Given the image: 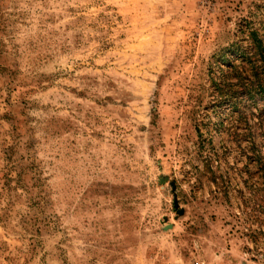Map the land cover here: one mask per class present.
<instances>
[{"label": "rangeland", "instance_id": "374dc122", "mask_svg": "<svg viewBox=\"0 0 264 264\" xmlns=\"http://www.w3.org/2000/svg\"><path fill=\"white\" fill-rule=\"evenodd\" d=\"M249 28L264 0H0V264H264V101L213 86Z\"/></svg>", "mask_w": 264, "mask_h": 264}, {"label": "trees", "instance_id": "16d2710c", "mask_svg": "<svg viewBox=\"0 0 264 264\" xmlns=\"http://www.w3.org/2000/svg\"><path fill=\"white\" fill-rule=\"evenodd\" d=\"M248 39L251 48L249 51L242 50L236 44L230 47L232 53L236 57L238 56L237 61L239 63L226 62L227 70L222 72L221 83L213 84L220 98V103L228 105L231 110H236L239 113H243V110L239 108L238 101L244 102L245 105L254 103L257 98L264 101V37L256 30L249 28ZM260 165L262 167V164ZM260 173L264 178V165ZM245 208L248 207L245 206ZM256 208L257 210L253 208L251 210L254 216L264 215L263 206L257 204Z\"/></svg>", "mask_w": 264, "mask_h": 264}, {"label": "built area", "instance_id": "2783aa9c", "mask_svg": "<svg viewBox=\"0 0 264 264\" xmlns=\"http://www.w3.org/2000/svg\"><path fill=\"white\" fill-rule=\"evenodd\" d=\"M188 264H206V262L204 261L203 257L197 255V256H193Z\"/></svg>", "mask_w": 264, "mask_h": 264}]
</instances>
